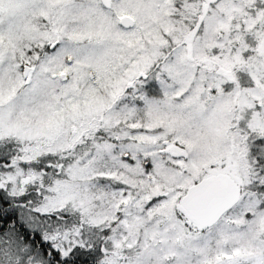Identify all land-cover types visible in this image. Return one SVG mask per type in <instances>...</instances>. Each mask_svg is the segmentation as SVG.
I'll return each instance as SVG.
<instances>
[{"label": "snow or ice", "instance_id": "1", "mask_svg": "<svg viewBox=\"0 0 264 264\" xmlns=\"http://www.w3.org/2000/svg\"><path fill=\"white\" fill-rule=\"evenodd\" d=\"M0 264H264V0H0Z\"/></svg>", "mask_w": 264, "mask_h": 264}]
</instances>
